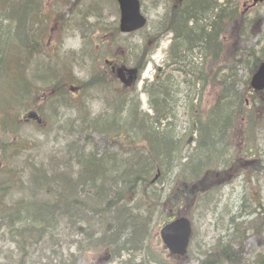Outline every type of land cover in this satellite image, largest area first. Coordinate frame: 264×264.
<instances>
[{
	"label": "rangeland",
	"instance_id": "rangeland-1",
	"mask_svg": "<svg viewBox=\"0 0 264 264\" xmlns=\"http://www.w3.org/2000/svg\"><path fill=\"white\" fill-rule=\"evenodd\" d=\"M176 1L178 0H173L169 5L166 0H141L142 13L148 20V27L128 36L118 33L120 15L115 0H0V50L8 52L9 60H13L15 53L19 55L15 58L24 65L25 77L37 93H40L35 105L42 111L37 112L31 108L29 112H36L45 123L42 126L20 121L23 126L18 131V135L27 140L28 146L25 147L27 151H20L18 155L22 154L27 158L29 154L32 155L31 157L38 156L39 160L42 159L45 163L51 162L57 156L61 157L58 149L63 150L68 141L77 139L75 128H78L79 124L72 122L77 121L78 111L75 107L65 108L60 102L54 104L56 100L51 97L55 89L64 87L70 92L75 105H82V111H87V115L90 116L88 118L105 112L107 106L103 102L106 98L105 92L97 93L95 90H89L86 94L78 95L73 91L79 89L81 82L88 83L99 72L101 74L106 72L105 61L108 59H119L123 56L124 60H129L127 63L129 67L135 65L138 57L132 52L138 49L139 42L149 32V27L155 26L164 15L165 9ZM220 2L221 0H217L218 4ZM233 6L237 7L238 16L234 21H229L219 39L217 60L213 61L211 57L204 62L206 51L203 53L197 50L186 51L181 54L185 56L183 63L174 66L166 57L171 42V36L167 35L149 57L139 80L129 87L130 97L138 106L139 112L142 115L152 116L146 92L155 88V78L157 83L164 82L169 94L166 107L168 116L161 125L159 124V132L167 133L183 159L184 156L195 155L196 145L202 138L197 131L199 123L202 125V120H207L210 111L216 105L222 91L221 78L231 72L236 81L234 86L236 92L245 103L244 108L240 110V117L234 114L232 130L228 133L232 138L231 147L228 151L227 147L224 150L219 148L221 156L217 157L218 161L215 163L218 168L205 166V172L211 170L216 174L221 171L219 181L223 178L226 181L221 186L218 185L220 188L217 191L207 195L199 194L197 189L184 197L180 192L178 193L182 187L181 165L175 170L161 172L158 180L151 186L153 193L157 196L161 190H165L160 192L161 197L170 198L168 202L174 204L176 199L180 203L178 209L183 211L192 222L193 239L187 256L180 259L169 258L158 232L161 224L171 215L169 211L164 215L162 212L159 213L160 209L156 208V201L148 204L147 200H142L148 209H152L151 216H143V225L138 226V230H143L140 236L142 249L140 253L130 255V258L123 255L119 261L116 260L111 264L120 262L124 264L129 259L131 264H156L157 259L167 264H200L205 252H209L213 247L219 250L215 244L216 239L221 235L223 237H220V243L229 240L231 248L234 251L238 250L240 256L242 255L240 258L242 263L239 264H260V260H263L262 264H264V172L261 170L259 176L250 177V180L246 176L247 169L256 163L257 156H253L254 151L244 154L246 157H243V164L247 163V166H240L246 178L240 176L234 178L238 174V161H241L236 158L238 156L242 158L241 151L251 149L253 130L248 119L254 117L264 122V92L257 94L249 89L255 66H247L249 64L247 60H251V55L254 56L252 52L259 56L261 48L264 47V1L255 3L253 0H237L231 5ZM2 61L3 57L0 53V70ZM190 63L192 72L187 65ZM198 71L202 74H198ZM125 93L127 91L121 90L120 94ZM119 103L115 102L114 107ZM123 114L122 117H126V114ZM121 122H125V118ZM255 136L258 140V151L263 156L264 131L257 130ZM140 138L141 135L136 136V142L141 140ZM90 139L93 141H87V151L92 149L93 142L98 147L104 148L105 142L99 135H90ZM60 140L63 141L59 142ZM57 142L59 144H56ZM204 150L203 160L208 156V152ZM15 162L19 163L18 172L24 174L16 178L29 181L28 173H31V170L27 163L24 161L20 164L21 161L18 162V159ZM108 168L117 169L116 165ZM76 169L78 170V166L75 164L74 170ZM14 172L16 173L15 170ZM15 173H12L13 176ZM12 174H8V179L12 178ZM211 178H214L213 175ZM152 179L154 180L151 176ZM190 182L191 180H188V185L193 184ZM172 185L177 187L173 189L172 195H168L167 190ZM25 194L26 191L23 192L18 186L7 195L6 199L10 204L20 208L21 204L18 201L24 198ZM165 205L167 210L172 208L169 203ZM250 212L251 216L248 215ZM83 228V224H80L79 229L83 230ZM226 231L230 234L229 237H224ZM234 231L235 236H233ZM94 238L95 236L90 238V243ZM75 240H73L74 244L70 239L65 241L59 252L55 254L56 258L61 259L64 264H110L109 258H105L107 253L103 247L94 248L85 243L77 245ZM85 246L88 248L86 247L85 252L81 250V253L80 249ZM41 249L43 254L49 257L51 248L48 249L42 244ZM70 254L72 257L69 256ZM25 255L15 249L14 242L8 239V235L0 234V264L32 263L25 260ZM36 258L37 255L33 254L34 261H37Z\"/></svg>",
	"mask_w": 264,
	"mask_h": 264
},
{
	"label": "trees",
	"instance_id": "trees-1",
	"mask_svg": "<svg viewBox=\"0 0 264 264\" xmlns=\"http://www.w3.org/2000/svg\"><path fill=\"white\" fill-rule=\"evenodd\" d=\"M166 1L170 5L173 0ZM236 1L222 0L218 4L217 0H181L173 3L165 9L164 15L151 28L153 30L147 39L153 41L156 47L162 35L171 33L173 37L171 52L177 62L185 58L182 53L196 50L199 53L206 51L204 59L206 62L211 57H217L221 35L229 21H234L238 16L237 7H231ZM152 33H156L157 36ZM0 53L3 57L0 70V234L8 235V239L14 242L15 249L24 255L26 253L25 260L32 262L29 264H64L55 254L68 239L72 243L76 239L77 245L85 243L94 248L103 247L110 258V263L119 261L123 255L130 258V255L140 253L143 246L140 236L143 230H138V226L143 225V216L152 214V209H148L144 201L147 200L148 204L156 201V208L162 209L170 200L166 196V199H163L161 193L157 196L153 193L151 176L154 177L157 170L161 173L170 169L175 170L181 165L182 187L178 193L186 197L183 194V187L188 180L198 184L194 188L203 190L210 179L214 181L216 178V174L211 170L205 172V166L218 168L215 163L218 161L217 157L221 156L219 148L224 150L227 147L228 151L231 147L228 132L232 130L234 114L240 117V110L245 104L234 87L236 86L234 75L229 72L228 76L221 78L222 91L216 105L210 111L207 120H202V125L199 123L197 131L202 138L196 145L195 155H183L182 159L167 133L159 132L161 122L168 116L166 107L169 94L164 82L157 83L156 79L155 88L146 92L153 114L142 115L138 106L133 103L130 92L120 94L121 89L113 75L108 71L102 74L99 72L88 83L81 82L79 85L80 95L86 94L89 90L106 93V98L103 99L104 105H107L106 111L96 117L88 118L90 116L87 115V111H82V105H75L73 97H70L71 93L64 87L55 89L51 97L56 100L54 104L60 102L65 108H77V121L73 120L72 124L76 122L79 124L78 128H75L76 132L74 131L78 135L76 140L68 141L63 150L58 149L61 157L57 156L51 162L45 163L42 159L39 160L38 156L31 157L29 154L30 158H27L25 155H18L20 151H27L25 147L28 146L27 140L18 135L23 126L20 121L30 113L31 108L37 112L42 111L35 105L40 93H37L25 77L24 65L15 58L19 55L15 53L13 60H9L7 51ZM135 53L137 52H132ZM252 53L254 56L251 55V60H247L249 63L247 66L257 67L261 59L264 60V47L261 48L259 56L255 52ZM139 57L137 68H142L144 53ZM187 65L192 72L191 63ZM198 74L202 72L198 71ZM197 78L200 80L199 75ZM230 79L232 80L229 81ZM115 102L120 103L114 107ZM123 112L126 117H122ZM124 118L125 122H121ZM248 123L253 135L257 130L264 131V122L252 117L248 119ZM212 132L215 134L211 135ZM94 134L99 135L105 142L104 148L93 142L92 149L87 151V141H93L90 135ZM140 135L141 140L136 142L135 137ZM61 141L63 140L59 142ZM250 145L254 155L261 156V153L255 150L257 140H252ZM204 149L208 152L205 160ZM17 159L18 162L21 161L20 164L25 161L31 170V173H28L29 181L16 178L24 176L23 172H18L19 163L15 162ZM75 164L78 166L76 171ZM113 165H116L117 169L108 168ZM262 168L264 159H258L249 170V174L257 177ZM7 173L15 175L12 174V178L8 179ZM212 174L214 178H211ZM18 186L23 192L26 191L24 198L18 201L21 204L20 208L10 204L6 199ZM176 187L177 185H174L168 189L167 194L172 195ZM174 201L176 204L173 203L172 208L185 215L178 209L180 203L176 199ZM255 202L257 205V199ZM248 215L251 216V213ZM80 224H83V230L79 229ZM233 233L235 236V231ZM229 235L226 231L225 237ZM94 236L90 243V238ZM220 242L221 240H218L216 243L219 250L213 247L209 252H205L207 256L200 260V264L241 262L242 255L240 256L238 250L234 251L231 248L229 240L225 243ZM42 244L48 249L51 248L49 257L43 254ZM87 246L80 249V252L81 250L85 252ZM36 247L38 248L34 250ZM146 248L148 249V246ZM33 254L37 255V261L33 260ZM69 256L72 257L71 254ZM262 261H259L260 264ZM131 263L129 259L124 264ZM155 263L165 262L157 259Z\"/></svg>",
	"mask_w": 264,
	"mask_h": 264
},
{
	"label": "water",
	"instance_id": "water-1",
	"mask_svg": "<svg viewBox=\"0 0 264 264\" xmlns=\"http://www.w3.org/2000/svg\"><path fill=\"white\" fill-rule=\"evenodd\" d=\"M117 2L120 11V31L122 33L139 30L145 25L146 20L140 13L138 0H117ZM250 86L255 91L264 90V63L253 75ZM28 118L41 123L35 114L28 115ZM191 234L190 222L185 218H180L166 225L160 231V238L171 255L183 257L187 253Z\"/></svg>",
	"mask_w": 264,
	"mask_h": 264
},
{
	"label": "flooded vegetation",
	"instance_id": "flooded-vegetation-1",
	"mask_svg": "<svg viewBox=\"0 0 264 264\" xmlns=\"http://www.w3.org/2000/svg\"><path fill=\"white\" fill-rule=\"evenodd\" d=\"M106 67L107 69H109V71L117 76V80L119 81L120 85H124L125 87H129L133 84L134 80L136 77H138V70L141 68H137L134 70V74L131 76V78H133L132 80H129V75L124 72V65L122 63L121 58L119 57V59L114 58V59H108L105 61Z\"/></svg>",
	"mask_w": 264,
	"mask_h": 264
}]
</instances>
